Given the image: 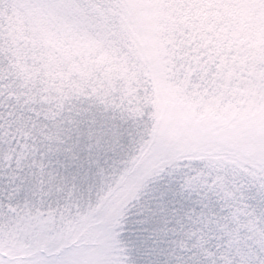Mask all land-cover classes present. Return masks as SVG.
<instances>
[{
    "label": "snow or ice",
    "instance_id": "snow-or-ice-1",
    "mask_svg": "<svg viewBox=\"0 0 264 264\" xmlns=\"http://www.w3.org/2000/svg\"><path fill=\"white\" fill-rule=\"evenodd\" d=\"M0 264H264V0H0Z\"/></svg>",
    "mask_w": 264,
    "mask_h": 264
}]
</instances>
